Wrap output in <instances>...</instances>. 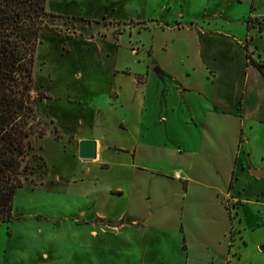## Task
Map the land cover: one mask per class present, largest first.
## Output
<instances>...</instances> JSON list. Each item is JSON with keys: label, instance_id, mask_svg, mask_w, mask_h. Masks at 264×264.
<instances>
[{"label": "rangeland", "instance_id": "obj_1", "mask_svg": "<svg viewBox=\"0 0 264 264\" xmlns=\"http://www.w3.org/2000/svg\"><path fill=\"white\" fill-rule=\"evenodd\" d=\"M47 8L55 17L40 37L32 89L46 135L32 139L35 170L16 193L15 219L0 223V264H141L123 233L146 243L151 264L156 170L171 169L190 127L170 73L184 75L199 56L191 23L223 9L222 20L243 31L242 16L264 11V0H47ZM251 21L249 32L264 29ZM82 140H99L100 157L79 158ZM129 211L150 219L131 226Z\"/></svg>", "mask_w": 264, "mask_h": 264}, {"label": "crops", "instance_id": "obj_2", "mask_svg": "<svg viewBox=\"0 0 264 264\" xmlns=\"http://www.w3.org/2000/svg\"><path fill=\"white\" fill-rule=\"evenodd\" d=\"M254 6L253 11L258 5L254 2ZM252 13L242 16L243 31L222 20L223 9L212 11L203 21L194 20L191 27L199 56L189 59L184 75L178 70L170 73L179 83L176 94L188 113L183 121L190 127L188 135L177 140L171 169L156 170L163 181L156 189L153 226L147 227L155 228L151 264H264V44L260 40L264 29L252 25L249 32V20H258L264 11ZM149 78L148 71L141 99L144 108ZM96 142L99 158L104 149ZM129 214L131 226H145L150 219ZM127 228L130 224L118 231ZM248 231L254 233L253 240ZM123 235L129 251L139 252L141 264H147L146 243L140 249L132 245L129 233ZM146 236L142 235L144 241Z\"/></svg>", "mask_w": 264, "mask_h": 264}, {"label": "trees", "instance_id": "obj_3", "mask_svg": "<svg viewBox=\"0 0 264 264\" xmlns=\"http://www.w3.org/2000/svg\"><path fill=\"white\" fill-rule=\"evenodd\" d=\"M53 17L47 0H0V223L15 219L16 193L35 170L32 139L46 135L32 89L40 37Z\"/></svg>", "mask_w": 264, "mask_h": 264}, {"label": "water", "instance_id": "obj_4", "mask_svg": "<svg viewBox=\"0 0 264 264\" xmlns=\"http://www.w3.org/2000/svg\"><path fill=\"white\" fill-rule=\"evenodd\" d=\"M98 143L93 140H82L79 143L78 155L82 160H95L98 157Z\"/></svg>", "mask_w": 264, "mask_h": 264}, {"label": "built area", "instance_id": "obj_5", "mask_svg": "<svg viewBox=\"0 0 264 264\" xmlns=\"http://www.w3.org/2000/svg\"><path fill=\"white\" fill-rule=\"evenodd\" d=\"M258 20H260V22H264V15L261 18H259ZM263 220H264V213H263Z\"/></svg>", "mask_w": 264, "mask_h": 264}]
</instances>
